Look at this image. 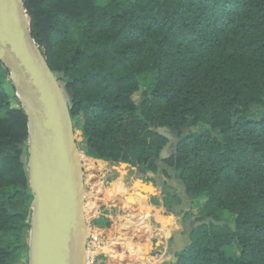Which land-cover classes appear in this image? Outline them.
Instances as JSON below:
<instances>
[{
    "label": "trees",
    "instance_id": "obj_1",
    "mask_svg": "<svg viewBox=\"0 0 264 264\" xmlns=\"http://www.w3.org/2000/svg\"><path fill=\"white\" fill-rule=\"evenodd\" d=\"M23 6L89 152L153 173L167 164L198 204L185 218L225 221L190 228L188 244L169 264H264V0ZM14 99L0 63V264L24 252L33 198L22 160L27 117ZM160 127L178 138L166 160L159 159L167 142ZM232 245L236 255L225 251Z\"/></svg>",
    "mask_w": 264,
    "mask_h": 264
},
{
    "label": "water",
    "instance_id": "obj_2",
    "mask_svg": "<svg viewBox=\"0 0 264 264\" xmlns=\"http://www.w3.org/2000/svg\"><path fill=\"white\" fill-rule=\"evenodd\" d=\"M29 23L23 0H0V63L8 70L27 117V172L33 196L28 260L29 264H87L81 154L68 101L32 38ZM157 133L167 140L159 153V159L166 160L178 138L167 127ZM200 218L190 217L192 229L225 224L213 217Z\"/></svg>",
    "mask_w": 264,
    "mask_h": 264
},
{
    "label": "rangeland",
    "instance_id": "obj_3",
    "mask_svg": "<svg viewBox=\"0 0 264 264\" xmlns=\"http://www.w3.org/2000/svg\"><path fill=\"white\" fill-rule=\"evenodd\" d=\"M139 80L141 90H145L149 76L143 74ZM63 91L69 102L67 92ZM133 98L138 102L140 92ZM13 103L16 106L21 104L18 97ZM74 130L83 164L86 191L87 264L174 262L175 254L189 242L192 224L190 218H185V213L189 211L197 214L198 211V204L190 203L182 184L175 178L174 169L160 162L157 172L153 173L137 166L101 160L87 149L79 126ZM173 149L174 146L169 149L171 154ZM22 160L27 169L28 148L24 150ZM146 187H151V191H147ZM225 219L231 227L232 217L225 215ZM158 225L162 229L158 230ZM168 225L171 226L170 230L164 232ZM151 237L156 239L155 242ZM162 241L168 242L164 249L160 244ZM111 245L118 255H107L110 261L106 262L107 257L100 255L105 252V247L110 248ZM158 250L164 255H159L161 253H157ZM225 251L230 255L238 253L234 245L226 247ZM27 254L28 239L24 252L13 259L11 264H29Z\"/></svg>",
    "mask_w": 264,
    "mask_h": 264
},
{
    "label": "crops",
    "instance_id": "obj_4",
    "mask_svg": "<svg viewBox=\"0 0 264 264\" xmlns=\"http://www.w3.org/2000/svg\"><path fill=\"white\" fill-rule=\"evenodd\" d=\"M140 186H142V184L140 185ZM143 200H144V198L143 197H141ZM177 225H178V222L176 223ZM157 227H159V228H157L158 230H160V229H162V227L160 226V225H158ZM170 225H168V226H166V228H165V230H164V232H166V231H169L170 230ZM168 239H170V236H168L167 237ZM151 240L153 241V242H155L154 240H153V237H151ZM167 241H162L160 244H161V247L164 249V248H166L165 246H166V244L168 243H166ZM114 244V243H113ZM114 246L113 245H111V247L110 248H107V247H105V252H103L100 256H102V257H107V261L106 262H109L110 261V259L108 260V256H117L118 255V252H116L115 250H114V248H113ZM109 250V251H108ZM109 252V253H108ZM157 253H161V254H159V255H164V253H162V251H157ZM108 255V256H107ZM121 264V263H120ZM138 264H142V263H138ZM160 264H162V262L160 261Z\"/></svg>",
    "mask_w": 264,
    "mask_h": 264
},
{
    "label": "bare ground",
    "instance_id": "obj_5",
    "mask_svg": "<svg viewBox=\"0 0 264 264\" xmlns=\"http://www.w3.org/2000/svg\"><path fill=\"white\" fill-rule=\"evenodd\" d=\"M147 191H151V187H146L145 188ZM144 198V197H143ZM145 199V198H144Z\"/></svg>",
    "mask_w": 264,
    "mask_h": 264
}]
</instances>
